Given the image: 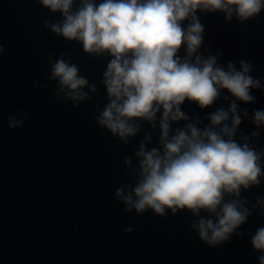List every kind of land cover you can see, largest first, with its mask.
<instances>
[{"label": "clouds", "instance_id": "9594fccd", "mask_svg": "<svg viewBox=\"0 0 264 264\" xmlns=\"http://www.w3.org/2000/svg\"><path fill=\"white\" fill-rule=\"evenodd\" d=\"M36 2L59 14L54 21L46 19L45 28L80 43L90 57L109 58L97 83L81 75L67 53L55 59L49 54L46 78L55 82L58 103L70 101L77 107L99 95L102 86L107 102L102 110L96 105L95 120L124 145L139 135L144 123L155 130L159 114L156 146L149 147L152 133L146 131L138 148L124 158L132 182L118 186L114 195L125 212L143 215L151 210L167 218L169 212L175 216L186 210L193 217L190 230L208 247L243 235L241 226L257 208L264 215V197L256 196L253 203L242 196L264 178V147H256L264 109L252 111L254 129L246 134L239 126L249 118V110L237 103L255 104L253 90L264 91V80L252 75L251 61L241 59L239 67L232 60L221 63L223 54L205 47V26L197 15L222 12L226 21L235 18L244 24L264 10V0ZM42 87L47 90L49 84ZM221 99L228 107L205 113L203 119L182 109L186 100L203 110ZM27 115L9 116V128L22 127ZM180 121L185 123L181 126ZM124 231H133L131 223ZM249 243L261 253L258 264H264V226L256 228Z\"/></svg>", "mask_w": 264, "mask_h": 264}, {"label": "water", "instance_id": "95a60500", "mask_svg": "<svg viewBox=\"0 0 264 264\" xmlns=\"http://www.w3.org/2000/svg\"><path fill=\"white\" fill-rule=\"evenodd\" d=\"M197 15L205 26V47L221 52V63L232 60L239 67L241 59L251 61L252 75L264 80V10L244 24L226 21L222 12ZM58 18L36 0H0V264H258L261 253L249 241L264 226L259 208L241 226L243 235L217 247H208L190 230L193 217L186 210L167 218L151 210L124 211L114 195L118 186L132 182L124 158L146 131L152 133L149 147L156 146L159 114L155 130L144 123L124 145L95 120L96 105L102 110L107 102L102 86L99 95L77 107L58 103L55 82L46 78L49 54L55 59L67 53L80 74L97 83L109 59L90 57L80 43L44 27L46 19ZM252 94L255 104L237 101L249 110L239 126L246 134L254 129L252 111L264 109V91ZM221 106L228 104L221 99L201 110L186 100L182 109L203 119ZM25 111L23 126L10 129L8 117ZM256 147H264V129ZM242 196L253 203L264 197V178ZM130 223L133 231L125 232Z\"/></svg>", "mask_w": 264, "mask_h": 264}]
</instances>
